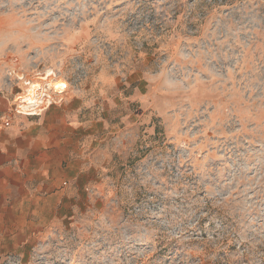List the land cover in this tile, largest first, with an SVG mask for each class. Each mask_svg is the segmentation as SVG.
Masks as SVG:
<instances>
[{"label":"rangeland","instance_id":"1","mask_svg":"<svg viewBox=\"0 0 264 264\" xmlns=\"http://www.w3.org/2000/svg\"><path fill=\"white\" fill-rule=\"evenodd\" d=\"M18 76L80 173L0 264H264V0H0L12 107Z\"/></svg>","mask_w":264,"mask_h":264},{"label":"crops","instance_id":"2","mask_svg":"<svg viewBox=\"0 0 264 264\" xmlns=\"http://www.w3.org/2000/svg\"><path fill=\"white\" fill-rule=\"evenodd\" d=\"M12 96L0 89V257L27 245L35 227L66 208L70 192L61 184L80 173L65 164L74 129L65 105L26 116L13 110Z\"/></svg>","mask_w":264,"mask_h":264},{"label":"bare ground","instance_id":"3","mask_svg":"<svg viewBox=\"0 0 264 264\" xmlns=\"http://www.w3.org/2000/svg\"><path fill=\"white\" fill-rule=\"evenodd\" d=\"M52 76H54V72L51 70H46L44 75H41L38 78L47 80L49 77H52ZM26 85H27V89L25 90L24 94H21L19 96V99H21L22 102L28 101V103H31L33 102L34 98L37 97L38 94H40V89L42 88V85L38 82H30V81L27 82V80H26ZM53 88L55 92L63 93L66 90V84L63 80L58 79L56 80V82L53 83ZM20 111L21 113H24V114L38 113V110L35 107L31 109H27V107L24 105L20 106Z\"/></svg>","mask_w":264,"mask_h":264},{"label":"built area","instance_id":"4","mask_svg":"<svg viewBox=\"0 0 264 264\" xmlns=\"http://www.w3.org/2000/svg\"><path fill=\"white\" fill-rule=\"evenodd\" d=\"M17 78L18 80H22L23 82H26V80L24 81L23 76H18ZM29 81L30 80H27V82ZM18 95L15 97V100L13 102V110L16 113H19L20 106L24 105L27 107V109H31L35 107L38 110V113H36V115H39L42 111H44L50 105V102L46 103L44 95L43 96L38 95L37 97L34 98L33 102L31 103H28V101L22 102L21 99L18 98ZM26 116H35V115H26Z\"/></svg>","mask_w":264,"mask_h":264}]
</instances>
